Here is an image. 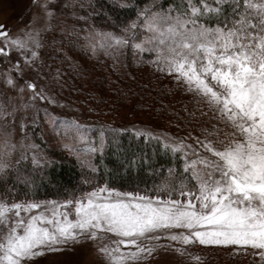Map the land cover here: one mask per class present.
Listing matches in <instances>:
<instances>
[{"label":"snow or ice","instance_id":"6c2138e0","mask_svg":"<svg viewBox=\"0 0 264 264\" xmlns=\"http://www.w3.org/2000/svg\"><path fill=\"white\" fill-rule=\"evenodd\" d=\"M49 3L33 0L51 17ZM154 8L155 0L139 10L121 34L89 29L83 38L93 51L100 47L118 55L131 48L134 58L140 54L141 62L145 53H155L148 63L173 76L197 103L203 102L218 124L202 128L194 143L133 127L137 138L157 141L165 154L182 161V168L153 170L163 175L151 189L122 191L105 183L90 191L73 190L63 201L25 196L11 203L5 193L0 198V264H32L35 258L56 255L86 240L99 242L97 252L104 264H144L161 249L187 255V247L196 243L251 248L264 260V0H181L167 9ZM26 28L23 35L10 37L0 25V55L8 57L15 49L25 63L34 62L35 49L41 47L40 33L32 22ZM138 31L146 33L139 41ZM4 82L17 88L10 74ZM26 87L32 92L30 103L45 99L35 84L27 82ZM23 91L19 89L20 104L12 106L11 98L7 104L0 103V118L7 121L11 116L14 123L16 112L29 106ZM48 102L55 100L49 97ZM60 125L65 135L83 137L77 122L64 120ZM27 127L20 125L21 159L36 148L25 143ZM123 131L128 129L102 125L98 147H65L70 153L99 151L102 155L105 134ZM15 151L8 138L0 141V177L13 169ZM77 160L97 171L79 155ZM32 162L41 167L51 163L42 162L35 153ZM143 162L147 163L146 157ZM19 163L16 160L15 166ZM136 164L133 158L126 168Z\"/></svg>","mask_w":264,"mask_h":264},{"label":"rangeland","instance_id":"374dc122","mask_svg":"<svg viewBox=\"0 0 264 264\" xmlns=\"http://www.w3.org/2000/svg\"><path fill=\"white\" fill-rule=\"evenodd\" d=\"M81 1L50 0L49 8L53 10L54 15L48 17L38 4H33V0H0V25L4 26L9 36L23 35V31H27L26 26L32 22L33 29L39 30L41 44V47L35 49L37 57L33 63H25L24 58L15 49L8 57L0 55V103L7 104L11 98L12 106L20 104L19 89L23 88L24 103L29 105L16 112L14 123L11 116L7 121L0 118V141L8 138L16 145V151L11 158L13 163L21 160L24 154L23 149L20 148L22 122L28 126V139L25 143L36 145V148H30L25 154L26 159L31 162L33 153L42 162L51 160V155L44 149V145L35 141L34 132L38 125L41 128L38 132L42 137L41 140L52 144L53 141L48 140L49 125L54 121H58V126H61L60 121H75L83 128V137L75 134V145L78 149L93 146L94 141L85 128L96 115L87 110L83 96L92 89H97V84L104 85L107 97L112 95L124 97V104L112 111V115L104 116L102 119L120 128L130 130L133 127L143 128L154 133L168 134L171 137H183L187 143H194L193 137L199 136L202 128H211L212 125L218 124L214 119V113L203 102L197 103L194 95L186 91L182 85H178L173 76L157 71L148 63L154 58L155 53H152L153 58L152 54L146 53L148 56L140 62L133 57L131 48L121 50L118 55L100 47L93 51L87 46L88 41L83 38L85 48L80 55L74 54L69 61L60 59V54L55 55L60 48V42H68L67 33L74 31L70 28L73 27L74 14L82 6ZM38 2L42 4L44 0ZM109 3L103 10L106 16L111 15L110 7L116 8L119 5L117 0H109ZM158 10L160 9L154 11ZM107 19L105 20L107 25L116 24L114 19ZM66 22L72 25L64 24ZM66 26L68 29L65 30ZM74 27L79 28L75 25ZM82 28L80 31L82 37L85 35V30L89 29L121 34L110 29L97 28L92 24H85ZM145 35V32L138 31V41ZM0 47H3V38H0ZM17 61H19V70L16 68ZM81 69L84 73L80 71ZM9 74L16 80V89L10 88L4 82ZM76 77L81 80L84 89L78 85L79 81ZM90 80L94 83L90 84ZM27 82L35 84L38 92L42 91L45 96L43 101L37 99L34 104L28 101L32 92L27 89ZM129 87H134L132 93ZM49 97L54 98L55 103H49ZM8 110L11 111V106ZM190 113H195V116ZM80 157L92 164L91 153L81 151ZM27 176L31 175H19L16 178L21 180L26 179ZM45 200L59 199L40 201ZM98 244V241L95 243L82 241L69 245L68 250L56 255L35 258L32 264H104L97 252ZM176 246L182 247L180 244ZM186 251L187 255H179L172 250L161 249L153 253L144 264H264V260L251 248L244 251L234 246H202L196 243L188 246Z\"/></svg>","mask_w":264,"mask_h":264},{"label":"trees","instance_id":"16d2710c","mask_svg":"<svg viewBox=\"0 0 264 264\" xmlns=\"http://www.w3.org/2000/svg\"><path fill=\"white\" fill-rule=\"evenodd\" d=\"M211 1L209 0V2ZM117 2L119 5L116 8L110 7L109 12L111 15L106 16L103 10L110 4L109 0H82V6L73 16V25L67 22L64 23L72 25L73 27L70 29L74 31L67 33L68 42H60V48L55 55L60 54V59L69 61L74 54H81L85 46L80 31L85 24H92L97 28L120 32L121 28L136 19L139 10L144 9L146 6H151L154 0H117ZM180 3L181 0H155L156 8L154 10L173 4L179 5ZM81 17L86 19H80ZM107 18L114 19L116 24L107 25L105 22V20H108ZM74 25L79 26V28L76 29ZM66 28L68 29L67 26L65 30ZM147 56L145 53L143 59ZM135 58L141 62L140 54H137ZM82 73L84 72L82 71ZM76 80L79 81L78 85L81 86V89H84L81 80H78V78ZM93 83L90 80V84ZM85 84L88 87V84ZM103 86L97 84V89H92L83 96L87 110L97 117H95V121L92 120L88 124L89 126L87 125L88 127L85 128L97 147L101 140L100 129L102 125L116 129H126L102 120L104 116L112 115V111H115L125 102L122 96L112 95L107 97ZM86 87L85 90H87ZM157 87L160 86L157 85ZM133 88L129 87L130 93H132ZM113 90L117 91L116 89ZM49 126L50 137L48 140L53 141L52 144L41 140L42 137L38 133L41 129L39 125L35 129L34 137L35 141L41 142L45 147L44 149L51 155V160H49L51 163H45L42 167L36 166L27 158L21 159L18 167H16L14 162L13 169L6 176L0 177V198H3L5 193H7L8 201L22 200L25 196L36 200H64L68 198V194L73 190L88 191L92 187L104 185L105 183L125 191L147 190L151 189L155 183H159L160 175H163V173L157 175L153 170L160 168L166 170L170 166L182 168V161L178 157L173 158L170 154H165L157 144V141L152 140L146 143L143 138H137L128 129V131L107 132L105 134L106 144L103 154L101 155L99 151L92 154L91 165L97 169L96 172H93L86 163L82 166L78 162L77 156H80V152L70 153L65 147V145H71L73 148H78L75 145V133L65 135L62 126H58V121L52 122ZM145 157L147 163L143 162ZM133 158L137 161L136 166L126 168L128 161ZM25 174H30L31 176L17 180V176ZM25 180L28 182L25 183ZM86 181L90 182V184L85 183ZM145 194H147L146 191Z\"/></svg>","mask_w":264,"mask_h":264}]
</instances>
